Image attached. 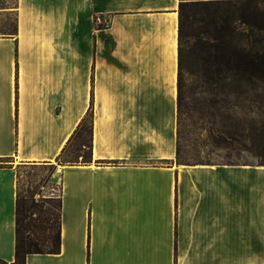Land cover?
I'll return each instance as SVG.
<instances>
[{"label": "crops", "instance_id": "1", "mask_svg": "<svg viewBox=\"0 0 264 264\" xmlns=\"http://www.w3.org/2000/svg\"><path fill=\"white\" fill-rule=\"evenodd\" d=\"M180 0H16L0 31V264L18 169L92 112L91 161L57 168L61 247L25 264H264V164L179 163ZM13 18V19H12Z\"/></svg>", "mask_w": 264, "mask_h": 264}, {"label": "rangeland", "instance_id": "2", "mask_svg": "<svg viewBox=\"0 0 264 264\" xmlns=\"http://www.w3.org/2000/svg\"><path fill=\"white\" fill-rule=\"evenodd\" d=\"M15 3L16 0H0V9L14 6ZM259 7L264 9V2ZM236 10L237 7L230 9L232 13ZM188 12L177 161L264 163V93L235 92L229 65L218 60L221 50L217 46L227 47L228 52L230 45L249 48L250 29L246 24L234 20L230 25L235 27V33L230 36L231 30L226 25L215 28L208 21L209 16L201 20L203 12L195 6L189 8ZM14 28V19L0 20V31H13ZM88 118L87 125L91 120L90 116ZM85 138L88 140L89 136ZM80 144L79 137H76L62 158L54 162L21 165L18 169L21 195L26 196L28 201L31 198L36 201L54 198L46 202L45 208L57 212L61 195L57 168L64 164L86 163L84 160L89 157L90 149Z\"/></svg>", "mask_w": 264, "mask_h": 264}, {"label": "trees", "instance_id": "3", "mask_svg": "<svg viewBox=\"0 0 264 264\" xmlns=\"http://www.w3.org/2000/svg\"><path fill=\"white\" fill-rule=\"evenodd\" d=\"M264 0H180V45H179V116L183 98V73L185 69L187 22L189 8L195 6L203 12V18L209 16L208 21L219 28L226 25L230 30V36L235 33V27L230 24L236 20L246 24L250 29V47L231 46L228 52L227 47L217 46L221 50L218 54L219 62L228 64V70L232 71V81L236 86L235 92L264 93V9L259 4ZM240 4V5H239ZM237 7L236 12L230 11ZM237 11H240L237 13ZM208 22V23H209ZM210 25V24H209ZM219 32L216 33V35ZM214 38H217L214 36ZM264 97V95H263ZM91 117L90 124L88 117ZM180 118V117H179ZM91 126L92 112L83 118L68 144L62 149L57 159H61L68 147L76 137H79L81 147L91 149ZM179 134V130H178ZM89 139L86 140V136ZM88 141V143H87ZM179 155V144H178ZM85 162L91 161V152ZM264 164V163H261ZM54 198H43L28 201L26 196L21 195L18 188L17 210H16V258L12 264H25L26 256L29 253H58L61 247V218H62V197L58 198L57 212L45 208Z\"/></svg>", "mask_w": 264, "mask_h": 264}]
</instances>
